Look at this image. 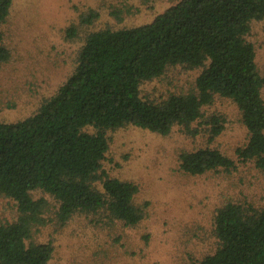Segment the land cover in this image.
I'll use <instances>...</instances> for the list:
<instances>
[{"label": "trees", "instance_id": "1", "mask_svg": "<svg viewBox=\"0 0 264 264\" xmlns=\"http://www.w3.org/2000/svg\"><path fill=\"white\" fill-rule=\"evenodd\" d=\"M11 6L12 0H0V26ZM98 17L96 7L81 5L77 19L59 29L80 44L56 92L31 115L0 121V194L17 207L14 220L0 222V264H48L52 241L32 238L48 221L63 226L78 212L131 226L142 220L148 202L134 201L138 184L103 167L109 130L133 125L167 135L180 126L196 134L193 124L202 120L211 140L224 120L205 109L219 95L236 105L247 131L237 160H251L264 173V75L247 37L251 22L264 19V0H178L148 22L93 29ZM1 39L0 32L5 61L9 51ZM182 67L199 70L190 88L166 96L143 89L157 78L172 80ZM178 159L189 174L236 167L234 158L208 144L182 150ZM36 190L56 204L35 197ZM213 229L216 249L191 264H264V206L229 200L216 209Z\"/></svg>", "mask_w": 264, "mask_h": 264}, {"label": "rangeland", "instance_id": "2", "mask_svg": "<svg viewBox=\"0 0 264 264\" xmlns=\"http://www.w3.org/2000/svg\"><path fill=\"white\" fill-rule=\"evenodd\" d=\"M177 1L12 0L8 19L0 26L1 42L9 51L8 59L0 61V121L31 115L72 72L80 42L63 36L59 29L77 19L81 5L99 10L94 29L148 22ZM111 10L121 13L114 15ZM247 37L255 45L258 70L264 75V19L251 22ZM180 69V73L173 70L172 80L157 78L143 89L151 96H166L190 88L199 70ZM205 111L224 120L223 130L211 140L209 125L202 120L193 124L196 134L180 126L167 135L133 125L109 130L103 167L112 176L138 184L134 201L148 202L145 215L134 226L98 213H75L63 226L48 221L32 234L35 241H52L48 264H191L217 247L213 223L218 207L229 200L264 206V173L253 161L237 160L235 154L247 139L236 105L216 95ZM207 144L234 158L236 167L204 174L182 172L179 153ZM33 195L45 196L51 207L56 204L40 190ZM16 216L15 201L0 194V222Z\"/></svg>", "mask_w": 264, "mask_h": 264}]
</instances>
